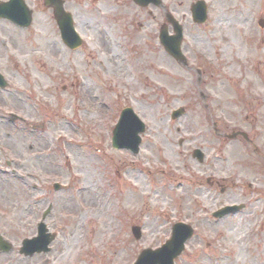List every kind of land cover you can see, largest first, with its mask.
I'll list each match as a JSON object with an SVG mask.
<instances>
[{
    "label": "rangeland",
    "instance_id": "rangeland-1",
    "mask_svg": "<svg viewBox=\"0 0 264 264\" xmlns=\"http://www.w3.org/2000/svg\"><path fill=\"white\" fill-rule=\"evenodd\" d=\"M65 1L77 50L44 0H25L28 29L0 19V234L14 246L0 264H133L179 222L195 233L176 264H264V0H205L203 25L197 0ZM166 12L184 27L188 67L160 45ZM127 107L146 124L137 154L112 146ZM49 205L51 252L19 255ZM229 205L240 209L213 217Z\"/></svg>",
    "mask_w": 264,
    "mask_h": 264
},
{
    "label": "water",
    "instance_id": "water-1",
    "mask_svg": "<svg viewBox=\"0 0 264 264\" xmlns=\"http://www.w3.org/2000/svg\"><path fill=\"white\" fill-rule=\"evenodd\" d=\"M141 6H147L150 3L160 6V0H134ZM46 4L54 8L56 20L62 30V35L65 43L71 47L79 45V39L73 29L71 15L66 13L61 0H47ZM194 20L197 23H204L207 19V6L204 2L198 1L192 7ZM18 13V15H17ZM0 17H6L13 20L15 23L28 27L31 23V13L28 11L22 0H12L8 4L0 3ZM170 21L175 27V36H169L167 27L164 26L161 30L160 40L166 51L175 57L178 61L183 60L180 51L182 42V28L170 18ZM264 26V22H260ZM0 87L6 88L7 83L0 75ZM183 113L179 110L173 113V118H178ZM144 131L143 124L139 121L131 109L123 111L122 117L114 130L113 146L115 148H129L133 152L138 153L140 138L139 134ZM235 137V136H234ZM194 157H197L200 162L203 161V154L197 150L194 152ZM59 189V185L55 186ZM51 209V208H50ZM50 209L45 213L44 219L50 213ZM238 208L225 209L218 214L221 217L228 212L236 211ZM137 239L140 238V230L133 229ZM193 236L191 227L184 224H177L174 228V235L171 241L167 242L161 249L156 251H144L136 264H174L175 260L182 254L185 248V243ZM55 236L48 234L46 225L42 222L39 225L38 237L31 240H24L21 254L25 256H33L35 253L47 252L48 246L54 240ZM12 248L7 242H4L0 236V250L10 251Z\"/></svg>",
    "mask_w": 264,
    "mask_h": 264
},
{
    "label": "bare ground",
    "instance_id": "bare-ground-1",
    "mask_svg": "<svg viewBox=\"0 0 264 264\" xmlns=\"http://www.w3.org/2000/svg\"><path fill=\"white\" fill-rule=\"evenodd\" d=\"M242 157V154L239 152L238 154H237V157L236 158H241ZM252 186V185H251ZM102 233H101V231H97L96 232V237H99L100 235H101ZM231 234L233 235L234 234V231H233V228H232V230H231ZM66 259H67V257H60V259H59V261L57 262L58 264H61L63 261H66ZM237 262H238V259H237ZM237 264V263H236Z\"/></svg>",
    "mask_w": 264,
    "mask_h": 264
}]
</instances>
